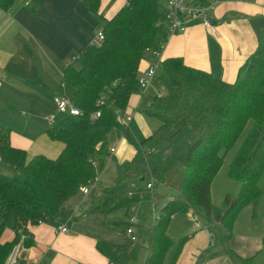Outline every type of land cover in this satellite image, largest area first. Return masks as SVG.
I'll use <instances>...</instances> for the list:
<instances>
[{
  "label": "trees",
  "instance_id": "trees-1",
  "mask_svg": "<svg viewBox=\"0 0 264 264\" xmlns=\"http://www.w3.org/2000/svg\"><path fill=\"white\" fill-rule=\"evenodd\" d=\"M103 1L84 3L98 16L104 41L88 47L78 61L80 66L71 64L64 73V83L74 90L71 100L82 114H64L47 131L52 141L65 145L61 155L57 159L41 155L28 161L26 151L10 145V129L0 126L1 162L24 176L10 177L0 169V264L7 263L23 235L25 246L33 245L30 225L55 221L68 200L98 180L100 169L110 157V139L118 131L137 151L131 161L118 166L117 184L127 183L128 188L115 190L98 181L84 214L102 218L108 225L104 224L105 228L120 230L130 225V212L138 204L167 198L160 188L172 195L160 216L156 217L153 210L152 224L147 218L135 225L139 240L132 250L127 251L124 244L98 240L97 249L110 264L137 263L143 248L149 254L147 264H164L174 245L168 234L172 218L190 211L199 214V209L221 228L228 251L244 262L231 251L229 243L243 211L252 207L251 216L256 219L264 204V40L233 84L188 66L182 58L163 60L156 77L163 96L144 94L138 108L158 126L150 137L138 142L130 126L118 121L116 109L129 113L130 100L138 92L142 61L151 49L161 53L169 40L167 4L162 5L161 0H129L112 19L104 21L100 16ZM15 2L0 0V9L9 10ZM102 97L107 102L100 107ZM97 111L101 116L93 121L91 115ZM242 137L229 168L230 177L241 188L234 199L226 197L220 210L212 203L210 188ZM150 158L156 159L152 168ZM145 183H153L154 189L142 187ZM120 213L128 221L117 222L115 216ZM12 215L15 237L2 242ZM189 239H180L173 264Z\"/></svg>",
  "mask_w": 264,
  "mask_h": 264
},
{
  "label": "crops",
  "instance_id": "crops-1",
  "mask_svg": "<svg viewBox=\"0 0 264 264\" xmlns=\"http://www.w3.org/2000/svg\"><path fill=\"white\" fill-rule=\"evenodd\" d=\"M208 1L189 2L197 5L207 4ZM128 2L129 0H104L100 16L104 21L110 20ZM211 18L212 31L198 24L185 34L170 37L162 51L163 60L182 58L188 66L233 84L264 40V0H224L211 13ZM100 26L98 16L90 11L84 0H16L9 10L0 9V126L10 129V145L26 151L28 161L41 155L57 159L63 152L65 145L52 141L47 134L52 125L63 119L56 120L60 113L55 98H72L74 90L64 83L65 70L71 64L76 65L88 47L98 44L96 34ZM151 64L152 58L148 54L141 63L139 77L143 76ZM158 84V91L152 90L151 86L147 94L157 95L163 92L159 81ZM141 103L142 95L137 92L131 98L128 109L133 115L129 128L132 136H135L132 128L134 115L138 112L143 114L138 110ZM50 116H53L52 120ZM144 117L146 118L145 115ZM149 121L156 129L157 122ZM118 132L112 135L109 143L110 148L114 147L116 152L110 153L107 159L108 165L117 164L116 183L118 166L131 161L137 152L127 138L119 141L117 147L113 146ZM6 168L10 170L7 166ZM1 171L4 174L3 169ZM98 181L106 184L103 176ZM146 185L145 183L142 187ZM212 187L213 183L210 194L216 207ZM240 188L241 185L238 186L239 191ZM233 190L238 195L239 191L235 188ZM80 194V199L75 196L66 202L65 211L55 221L28 227L34 242L31 247H26L23 243L16 264H110L108 258L97 249L98 240L101 239L99 234L80 226L82 218L78 210L81 208L83 213L89 208V196ZM223 207L216 208L222 210ZM194 214L200 216L194 211L183 216L190 219L193 226L183 228L182 234L184 237L190 236V239L185 243L175 264H248L245 261L257 264L263 256V222L262 225L255 224V219L249 220L252 228L257 231L247 233L242 232L238 224L240 218L237 220L229 248L244 259L242 262L228 251L219 228L212 230L201 218L200 224L196 225ZM178 216L180 215L172 218L169 236L172 222ZM14 224L12 215L2 235V242L14 239ZM60 226L67 227L68 233H58ZM112 230L118 233L108 231L113 234L112 239H104L126 245V227ZM133 248L134 246L131 250ZM148 256L147 249H141L137 263L147 262Z\"/></svg>",
  "mask_w": 264,
  "mask_h": 264
},
{
  "label": "rangeland",
  "instance_id": "rangeland-1",
  "mask_svg": "<svg viewBox=\"0 0 264 264\" xmlns=\"http://www.w3.org/2000/svg\"><path fill=\"white\" fill-rule=\"evenodd\" d=\"M167 1L168 0H161L162 5L165 6L167 4ZM188 1H191V0H188ZM76 66L79 67L80 62H76ZM158 86H159V84H158V81L156 80V82L154 81L151 89L158 91ZM63 117H64V114L60 113V115L57 116L56 120L59 118H63ZM48 125H49V123H48ZM132 128L135 130V136H132V137L133 138L135 137L134 139L135 140L137 139V141L144 140V139L148 138L155 131V126L149 120H147L143 114H141L139 112L134 115V123L132 124ZM243 137L238 142L236 147L232 151H230V153L227 155L223 167L221 168V170L218 173L215 181L213 182L212 194H213V201H214V204L216 205V207L222 208L223 204L225 203L226 197H229L231 199H234L235 197H237V193L233 189L235 188L238 190V186L241 184L239 182L231 179V177L229 175V168H230L231 163L235 159L241 144L243 143ZM125 138H127L126 135H124L122 132H118L116 141H113L114 142L113 146L117 147L118 142L122 141ZM127 140H128V138H127ZM109 150H110V146H109ZM155 162H156V159L150 158L149 165L151 168L154 166ZM107 165H108V162H106L104 167L100 169L98 178H102V176H103L105 183L110 188H113L115 190L127 189L128 188L127 183H122V184L116 183L115 179L117 178V169H116L117 164L110 163L108 166ZM0 167H1V169H3L4 175L10 176V177L18 176V177L24 178L23 173H21V172L17 173L11 169L8 170L6 168V166L3 164L0 165ZM101 173L103 174L102 176H101ZM148 182H149V180H148ZM106 184H104V185H106ZM262 184H264V176L262 179ZM160 190L164 191L166 193L167 198H165V197L159 198L156 202H154L153 200H149V201L143 202L141 204H138L136 206L134 216L136 217L138 222H142V221L146 220L147 218H149L148 223L152 224L154 222V220H153L151 213L154 209L156 212V217L160 216V213H161L163 206L166 205L165 204L166 201H168L169 197L172 195L168 189L165 190L163 188H160ZM227 190H228V192H226ZM77 196L79 199L81 198L80 193ZM87 201H89L88 206H90L91 197H88ZM223 209H224V207H223ZM78 211H79L78 214H80L79 216H81V218H82L81 219L82 222L80 223V226L82 228H84L85 230H91L95 233H98L99 236L101 237V239H104V237H106V238L109 237L110 239H112L113 234L108 233V231L115 232L116 234L118 233L116 231H113L111 226H109V228L108 227L105 228V226H104L105 223L102 222L103 221L102 218L92 216V215H86V214H84L85 211L83 213L81 212V208H79ZM198 212L200 215L199 219L201 218L206 224L209 225L210 228H212V230L219 228V231L223 235V231L215 222L208 221L206 219L205 213L202 209H199ZM252 212H253V208L249 207V208H246L243 211V213L241 214L240 220L238 221V224H240L242 232L245 231L247 233H253V230L257 231L256 228H252L250 221H249V220H252V216H251ZM258 215H259V218H256L254 220V222H255V224H262L263 225V223H264V204H262L259 207ZM113 218H114V216H113ZM115 218L120 220V221H128V219H126V217L124 216L123 213L117 214L115 216ZM182 221H184L183 224L179 225V223H182ZM200 222H201V220H200ZM106 226H108V225H106ZM186 226H193V223L191 222L190 219H186V217H183V216H178L177 220L172 222V226L170 228V236L172 237V239L174 241V245L170 248V250L166 256L164 264H172V261L174 260V257H175L176 252H177L179 241H180V239H182L184 237V235L182 234L183 228ZM218 237H221V236L218 235ZM123 238L126 239L125 236H123ZM123 238L121 237L120 239H123ZM117 243L123 244V242H117ZM133 246H135V245L130 240L126 241L125 247H126L127 251H130ZM263 261H264V254L257 261L258 262L257 264H261ZM6 264H8V261ZM136 264H138V263H136Z\"/></svg>",
  "mask_w": 264,
  "mask_h": 264
},
{
  "label": "built area",
  "instance_id": "built-area-1",
  "mask_svg": "<svg viewBox=\"0 0 264 264\" xmlns=\"http://www.w3.org/2000/svg\"><path fill=\"white\" fill-rule=\"evenodd\" d=\"M224 0H209L207 4H197L193 5L188 0H168L166 9L167 16L169 19V38L178 34H185L191 27L201 24L206 29L212 31V18L211 13L216 7L222 4ZM105 39V33L103 28H99L96 34V42L99 44ZM152 58V64L144 72L143 76L139 77L138 92L142 95L147 94L148 90L152 86V83L156 80L158 71L160 69L161 62L163 61L162 52L160 53L157 50L151 49L148 51ZM164 92L158 94L159 97L163 96ZM106 98L102 97L99 101V106H104L106 104ZM55 104L59 113L66 115L79 116L82 114L81 110L76 108L73 104V101L67 97L64 98H55ZM116 115L118 121L123 124L125 127H129L133 121V115L125 113L122 109H116ZM101 116V111H97L91 115V119L97 120ZM50 120L53 119V116L49 117ZM116 149L114 147L110 148V153L114 154ZM94 166L97 167V162H93ZM98 180L95 181L92 185L85 186L81 188L80 193L84 196H89L93 189L95 188ZM147 189L153 190L154 185L150 183L147 185ZM133 193L130 194L132 196ZM166 206V205H165ZM135 214V208L130 212L129 222L130 225L126 228L125 236L132 243L136 244L139 240L137 230L135 225L138 223ZM194 222L196 225H199V217L194 214ZM69 229L65 226L58 227V233H68ZM26 240V236L23 235L20 244L15 247L11 257L8 260V264H16L23 249V243ZM141 264H147L143 262Z\"/></svg>",
  "mask_w": 264,
  "mask_h": 264
},
{
  "label": "water",
  "instance_id": "water-1",
  "mask_svg": "<svg viewBox=\"0 0 264 264\" xmlns=\"http://www.w3.org/2000/svg\"><path fill=\"white\" fill-rule=\"evenodd\" d=\"M143 180V179H142Z\"/></svg>",
  "mask_w": 264,
  "mask_h": 264
}]
</instances>
